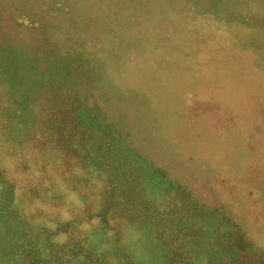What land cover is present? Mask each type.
Listing matches in <instances>:
<instances>
[{
    "label": "rangeland",
    "instance_id": "1",
    "mask_svg": "<svg viewBox=\"0 0 264 264\" xmlns=\"http://www.w3.org/2000/svg\"><path fill=\"white\" fill-rule=\"evenodd\" d=\"M83 2L0 0V264H59L67 249L74 264H264V0H142L123 8L122 0H103L118 20L104 38L115 41H103L93 71L51 80L40 71V51L75 40L74 25L52 22L67 21L70 10L81 24ZM39 103L49 110L38 115ZM77 111L99 122H78ZM41 143L46 148L33 153ZM86 150L105 173L80 181ZM47 166L69 176L43 199L53 178L39 173ZM105 176L117 191L92 202L88 189ZM51 202L105 220L108 203L117 226L103 236L116 241L97 240L91 220L29 222L30 210L46 214ZM138 214L150 227L136 224Z\"/></svg>",
    "mask_w": 264,
    "mask_h": 264
},
{
    "label": "trees",
    "instance_id": "2",
    "mask_svg": "<svg viewBox=\"0 0 264 264\" xmlns=\"http://www.w3.org/2000/svg\"><path fill=\"white\" fill-rule=\"evenodd\" d=\"M126 2H129L133 6L134 3L140 4L142 2V0H122V2H120L118 5L121 8H123V6L125 5ZM83 4L85 5V14L81 18V20H82L81 24L75 25V24L79 23V16L76 14V11H74L75 12V15H74L73 12H71L70 10H68L66 12V14L68 15L67 21L57 22L56 20H54L52 22L53 25H57L58 23L63 24L65 26V29H69V28H71V26L74 25L73 27H74L75 31L76 30L77 31L80 30V31L79 32H75V31L71 32L72 37L75 36V40L73 42H71L72 38L70 40L66 39L64 41L56 40L54 42H51V41H49L47 43L45 42L46 45H45L43 51H40V55H39L40 63H42L41 67L43 68V69L40 68V71H42L43 73L48 75L51 80H54V79L63 80L65 77L68 81L74 82L75 80L69 79L66 76L69 72H74V75L78 76L79 74L87 73L88 69L93 71V69L91 68V65L95 61L99 60L97 56H100V55H97V53L101 50L100 46L103 43V41L109 42V43H112L115 41L114 38H113L114 41L107 40L104 38V35L106 33L113 32L116 29V25H118V20L116 19L115 15L112 13L111 6L103 3V0H84ZM21 13H27V11L22 9ZM92 19H95V21H97V23L95 25H93L98 30L97 38L92 37L88 32V29L91 27L90 25H92V23L90 22ZM44 29L46 30V27H44ZM99 29H101V31H99ZM87 36H89L90 39H87ZM113 50L114 49H112L110 51L111 56H115V54H116V51H113ZM11 63H12V61H7L6 66H9ZM6 69H8V68L6 67ZM21 70L25 71V68H21ZM53 82L59 84V82H57V81H53ZM36 106H37L38 115L42 114L43 111L49 110V108H47L42 103L36 104ZM52 114H53V116L55 115L54 112ZM75 114H76L77 121L81 122V123H85V124H87V121L90 120L91 118H93L92 115H94L93 112H88V111H86V112L77 111ZM98 122H99V120L97 118H94V122H93V120H90L88 125H95ZM9 131H10V128L8 126H6L5 129L2 130V133L6 134ZM20 135H22L21 130H20ZM32 136H33L35 141L42 138L41 136H43V131H42L41 126L38 129L34 128V130L32 131ZM76 142H78V141H76ZM43 143H44V140H43ZM43 143H41L39 145V147H37L38 150H32L33 153L37 154L40 151H43L47 146V145H43ZM76 146H77V143L73 144L72 149L77 150L76 148H74ZM89 153L91 154V157L88 159L87 156ZM116 153L117 152L115 151L114 155ZM94 155H95L94 150L91 152L86 150L84 152L82 164L84 165L85 168H88V169H87V175L86 176L83 175L84 178H81L80 181H85L90 176H92V174H94V173H96V174H101L103 172L105 173V170L103 168L101 169V167L97 168L94 162L89 163V161H91V159L93 158ZM47 169H49V170L48 171H42L39 173H41L42 175L48 176V177L49 176L53 177V178H55V181L53 182V178H50L49 183H51V184H47L45 186V188L48 189V192H45V194H44V191H43V193L40 195V197L43 199H45L48 194L59 192L58 190L55 189V184L57 182L64 183L62 181V178L59 179V177L61 175L65 174L66 176H69L68 169H65V168L62 169V171H64V172L61 171V174L59 176L54 174V171L57 170L56 167H50L49 168L47 166ZM106 171H108V170H106ZM77 179L79 180L80 178L78 177ZM106 179L107 178L105 176V179L102 180L103 184H98V185L95 184L93 188L88 189V191L91 194H93V193L95 194L94 197L92 198V202H95L96 200H99V199L105 201L104 199L109 194H104V193L106 192L107 188H109V187L111 189H113L114 192L117 191L116 182L110 181V180L107 181ZM103 194L105 195L104 198H103ZM124 201L125 200L120 201V202H124ZM49 205L53 206V207H49L46 210L47 215L44 213V211L41 212L40 209H36L37 207L30 210L29 216H28L29 222H34V221L38 220L39 216H44L45 219H48L50 221L54 220L58 216L59 217L62 216L61 218H63V220L61 221V223H63V226L71 227L76 222H79V221H82L85 219L91 220L92 221L91 232H92V234L95 235L97 240L102 241L99 238V236H101V237H107L109 239V241L110 240L116 241V238L113 237V233L108 234L107 236H103V235H105L106 231L112 230V227L114 225H116V224H114L115 215H116V214H114V211H113L114 208H113V206L111 207V205H109L108 203H106V206L108 208L105 209L103 206L101 209V214H100L101 217H105L102 214V210L104 208V211L108 212V215L111 216V218L108 220L100 218L95 213L85 214V210L83 211V214H80L78 216H74L75 214H77L79 212V209H80L79 205H75V204L74 205H65L63 203H58V202H51ZM83 206H85V205L83 204ZM66 207H69L70 211L67 210ZM71 213H74V215H72ZM93 217H96L98 219L97 223H94V221L92 219ZM136 218H137L135 220L136 224L140 223V222H144L148 227H150L149 226L150 222H149L147 216H144L143 219L141 220V217L138 214L136 216ZM9 228H11L10 225H9ZM143 230H144V234H145L149 231V228L146 227ZM7 231H9V229ZM134 231L135 232L138 231V227L136 225H135ZM50 232L52 233L53 231L50 230ZM19 233H21V232L18 229H16L15 234L18 235ZM85 234H88V233H85ZM17 235H15V236H17ZM83 236H85V238L82 242H84L88 238L87 235H83ZM116 236H117V238H119L121 240L123 239V237L121 238L119 234H117ZM110 237H112V238H110ZM3 238H4V236H2V234H0V252H1V249H3V248H1L3 245V243H2ZM44 238H48V237L44 235ZM137 238L144 239L143 231L137 235ZM105 242H108V241H105ZM70 244H71V239H70V237H67V248H70ZM77 244H79V243L77 242ZM114 245L118 246V243L116 242ZM178 245H180V242L173 245L172 248H174ZM40 247H43L41 249H47L48 248L47 246L45 247L43 245H39L38 248H40ZM183 249H186V245H183V247L180 250H183ZM69 252H70V249H67L64 251H60L58 253L59 261H60L59 264H74V263H72L73 253H69ZM18 253H20V252H18ZM14 255H17V253H15ZM142 259L143 258L138 257V258H136V261L142 262ZM1 261L2 260L0 259V263H1ZM82 262H83V260L81 261V264H82Z\"/></svg>",
    "mask_w": 264,
    "mask_h": 264
}]
</instances>
